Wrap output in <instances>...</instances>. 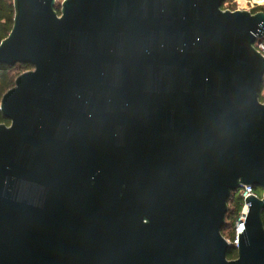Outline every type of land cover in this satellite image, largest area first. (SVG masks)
Instances as JSON below:
<instances>
[{
    "label": "water",
    "instance_id": "water-1",
    "mask_svg": "<svg viewBox=\"0 0 264 264\" xmlns=\"http://www.w3.org/2000/svg\"><path fill=\"white\" fill-rule=\"evenodd\" d=\"M13 0L0 264H264V11ZM249 194L239 258L222 234Z\"/></svg>",
    "mask_w": 264,
    "mask_h": 264
},
{
    "label": "trees",
    "instance_id": "trees-1",
    "mask_svg": "<svg viewBox=\"0 0 264 264\" xmlns=\"http://www.w3.org/2000/svg\"><path fill=\"white\" fill-rule=\"evenodd\" d=\"M55 8L57 12L60 14L61 5L56 3ZM222 9H226V7L224 8V4L222 5ZM232 9L233 8H231V10ZM261 10L264 11V5L256 6L251 11L253 13H256ZM14 15H15V11H14L13 0H0V42L4 38H6L10 33L14 23ZM24 66H26L27 69L31 68V65L29 64H24ZM13 68L14 67H9L6 64H0V101L2 99V96L5 94V92L14 86L16 77L21 74L20 73L16 76L12 75ZM262 91H264V80L262 82L261 90H260V101L264 103V98L261 95ZM0 123H6V124L10 123L8 119L3 117L1 111H0ZM237 193L238 192L232 193L229 199L230 208L228 209H230L232 213L227 216H229L232 221L237 217L241 209V201L237 196ZM262 217L264 220V212L262 214ZM234 256H235V251L234 249H231L228 254V257L234 258Z\"/></svg>",
    "mask_w": 264,
    "mask_h": 264
},
{
    "label": "built area",
    "instance_id": "built-area-1",
    "mask_svg": "<svg viewBox=\"0 0 264 264\" xmlns=\"http://www.w3.org/2000/svg\"><path fill=\"white\" fill-rule=\"evenodd\" d=\"M242 1L243 0H233L236 5L234 10L242 8ZM254 46L259 52L264 55V37H258L254 43ZM237 192V196L241 201V209L237 217L230 223L229 234H224V237L227 239L228 244L231 245L233 249L237 248L239 245V232L241 231V226H243V229H245L244 222L249 209V202H246V197L249 194H252L256 197H261L253 185H243L238 189Z\"/></svg>",
    "mask_w": 264,
    "mask_h": 264
},
{
    "label": "rangeland",
    "instance_id": "rangeland-1",
    "mask_svg": "<svg viewBox=\"0 0 264 264\" xmlns=\"http://www.w3.org/2000/svg\"><path fill=\"white\" fill-rule=\"evenodd\" d=\"M61 0H59V1H57V3L58 4H60L61 5ZM243 3H242V8L241 9H243V10H249V11H251V10H253L256 6H259V5H264V0H243L242 1ZM226 7V9H224V10H231V8H233L232 10H234L235 9V7H236V5H235V3L233 2V0H226L225 2H224V8ZM33 67L31 66V68H29V69H27V67L26 66H24V64H17V65H15L14 66V68H13V70H12V75H14V76H16V75H18V74H20V73H23V72H25V71H27V70H30V69H32ZM261 95H262V97L264 98V91H262L261 92ZM257 192H258V194L261 196L262 195V189L261 188H259L258 190H257ZM228 208H230V203H229V201H228ZM232 208V207H231ZM232 212H231V210L230 209H228V212H227V214H226V223H225V225H224V227H223V235L225 234V235H228L229 234V229H230V223L232 222V220L230 219V217L229 216H227V215H229V214H231ZM229 258V257H228ZM229 259H233V258H229Z\"/></svg>",
    "mask_w": 264,
    "mask_h": 264
},
{
    "label": "flooded vegetation",
    "instance_id": "flooded-vegetation-1",
    "mask_svg": "<svg viewBox=\"0 0 264 264\" xmlns=\"http://www.w3.org/2000/svg\"><path fill=\"white\" fill-rule=\"evenodd\" d=\"M255 188H256V190L259 189V187H255ZM262 219H263V217H262ZM263 222H264V220H263ZM222 232H223V230H222ZM238 247H239V245H238ZM238 247L237 248H234L235 256H234L233 259H238L239 258V249H238Z\"/></svg>",
    "mask_w": 264,
    "mask_h": 264
},
{
    "label": "snow or ice",
    "instance_id": "snow-or-ice-1",
    "mask_svg": "<svg viewBox=\"0 0 264 264\" xmlns=\"http://www.w3.org/2000/svg\"><path fill=\"white\" fill-rule=\"evenodd\" d=\"M241 231L243 230V226H241V229H240Z\"/></svg>",
    "mask_w": 264,
    "mask_h": 264
}]
</instances>
